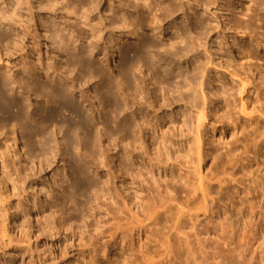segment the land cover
I'll use <instances>...</instances> for the list:
<instances>
[{
	"label": "bare ground",
	"instance_id": "1",
	"mask_svg": "<svg viewBox=\"0 0 264 264\" xmlns=\"http://www.w3.org/2000/svg\"><path fill=\"white\" fill-rule=\"evenodd\" d=\"M13 1V9L0 7V24L6 30L14 33V37L11 35L12 38L5 40V46L8 47L12 43L11 45L16 49L30 38L31 42L33 41V49L34 44L37 47L36 38L31 35L28 29H25L30 25L34 31L42 32L39 37L43 40L47 39L51 44H55L57 48L60 47L65 51L69 56L67 60L69 66L73 64L71 62L76 61L86 68L85 71L88 70L91 78L92 73H96L102 83L101 87L98 86L100 87L97 91L98 94H84L83 91L88 89L86 84L90 83L91 79L89 80L88 75H86L87 81L82 79L85 76L83 74L81 79L85 80V83L87 82L86 84L83 82L87 87L82 91L78 89L76 91L75 84L72 85V83L75 79L80 78H76L77 75H75L76 77H70L71 79L65 77V81L62 80L64 72L56 71L52 67L54 64L51 66L47 62H42L41 57L37 54L39 50L37 53L34 52L36 49L33 52L38 56L36 55L37 58H34L32 65L30 66L25 58L29 52L28 55L23 56L24 58L20 56L21 60H18V65L13 64L14 68L20 65V68L17 69L19 75H11V70L7 68L11 64L6 58L8 56L10 59L13 53L10 54L4 48L3 54L0 48V130L1 128L6 129L8 126L11 127L13 143L16 145L23 141V146L26 147L24 156L29 154L28 148L36 149L34 153L43 155L39 160L40 171H46L51 165V160L56 161L62 158L64 161L69 157L67 163L71 169V184L64 186L62 177L59 176L56 181L57 187L54 185V187L50 186L45 189L41 186L39 193H44L46 197L51 198V192L58 190L60 197L78 210L79 204L76 201V195L82 190L81 187L85 186L84 162L103 170L104 167H107V158L117 154L118 150L116 153L114 152L118 147L119 150L120 146L125 148L120 144L125 140L129 141L131 145V159L143 160L150 167V169H144L143 172L141 169L136 171L134 169L133 172L129 168H125L124 164L122 167L124 172L120 170L121 174L119 175L122 178L119 181L121 190L116 186L119 177H116L110 170L105 174L106 183L110 186L105 194L100 196H106V200H109V206L105 208L109 218L105 223H108L109 226L105 231H97L96 228V233L91 236L92 256L89 264H101L102 261H105L103 264H122V260L125 261L132 255H139L144 259L145 264H152L154 255L169 256L173 253L186 256L184 260L186 264H196L197 256L202 258L200 264H264V227L260 223L247 221L246 218H238L228 224L215 219L211 222L213 232L207 228L198 227L201 224L198 220L200 215L208 213L211 216L214 214L213 209L216 205H220L225 200V202H232L231 198L235 194L233 190L239 184L240 179H235V174L245 172L246 164L242 163V157L238 158L236 153L239 146L237 143L239 140L238 129L244 131V128L234 121L230 111L225 110V108H229L230 102L224 100L225 106L216 110L213 99L205 98L201 109H198L200 106H198L197 96L186 99L185 95L187 94H182L184 89L180 88L179 84L178 90H176L178 92L182 89L180 97L171 94L167 97L162 96L161 99L152 96L146 99L142 93L145 88L147 90L150 88L147 87L144 79H141V83L139 82L144 84L135 86L136 89L134 88L133 92L137 93L131 96L128 94L130 82L136 80L131 74V70H141L143 66L153 69L155 65L153 60L157 58L154 51L160 45L145 41L138 35L136 36L138 42L135 45H124L125 41L135 38L137 29L146 30L159 36L169 35L174 31L176 33L181 31L182 34L197 32L207 36L213 31L214 26L212 19L203 16L208 13L204 10L211 6L217 8L220 3H222L219 8L223 13L222 17L230 19L232 16V21L227 19V23L230 22V28L234 33L241 34L243 39L250 37L254 40L253 35L249 33L250 25L253 21L259 20L260 28L264 27V17L259 16V12L264 10V0H196L193 3L190 0H109L104 13L102 5L106 4L107 0H33V2L28 0L27 4L31 9L29 17H24L21 14L23 3L20 0ZM114 1L118 3L115 6ZM5 4V0H0V6H5ZM187 8L192 12H188ZM116 9L117 11H115ZM236 13L247 17L246 21L241 22L238 19H233ZM180 15L190 21L189 27L175 23V19ZM51 24L54 30L49 33L47 27L50 29ZM76 27L79 28L76 29ZM259 32L261 33V31ZM183 38L184 36L179 37V41L183 42ZM196 41H200V38ZM166 44L174 47V43L170 40ZM201 44L200 42L197 45L200 47ZM102 45L103 48H101ZM108 48H111L113 54L120 57L121 64L115 75L114 71L105 73L103 70H96L97 72H94L92 65L84 60L85 55L89 56L87 54L99 56L102 54L101 59H104ZM76 49L78 53L73 52ZM20 51L22 50L20 49ZM176 54H181L180 58H190L187 52L176 50ZM250 56L251 53L246 48H242L239 59H249ZM192 63L194 64L195 60L191 61ZM64 68L61 67L60 70ZM66 69L64 71L69 75V68L66 67ZM168 74L170 72L165 71L164 75ZM186 74H188V69L179 72L178 77H184ZM259 74L264 84V69ZM23 75H26L25 80ZM113 75L114 82L110 79ZM42 78L50 79L53 84H50V81L49 83L42 81ZM93 79L95 80V77ZM21 82L27 88L29 86L35 94L10 93L12 89L18 90L17 93H22ZM59 82H63L64 89L58 87ZM75 82L77 81L75 80ZM184 83L185 85H181V87L186 86L193 90L191 83L185 78ZM199 85L204 88V80H201ZM138 88L141 94H138ZM65 91L78 92L79 94H68ZM120 91L125 94H119ZM225 95L214 94L217 96L216 98L219 97L218 99L225 98ZM228 97L230 96L228 95ZM207 98L209 97L207 96ZM100 101L104 103V108H99ZM179 101L191 104L190 109L194 110L195 115L190 111L187 112L189 120H192V127L188 128V118H186L175 126V128L178 127L179 133L171 134L168 130H162V123H165L164 120L169 117H155L153 121H155L156 127L154 128L160 130L159 141L155 135L150 133V143L148 144L145 135L149 134L150 127L155 126H151L149 118L147 120L148 114L155 110L169 108ZM129 103L135 108V113L131 115L134 120L130 123L125 120L124 113L121 112ZM210 103L213 104V111L209 108ZM31 107H33V112L30 110ZM255 108L256 106L248 113L241 112V116L248 123L251 131L259 137L258 147H263L264 102L260 103L259 108ZM143 110L146 112L144 113ZM209 112L212 114L211 118ZM98 124L101 126L99 127ZM214 131L219 133L218 139L212 134ZM222 131L229 135L230 141L224 138L225 134L223 135ZM6 134L4 135L6 136ZM4 140L6 141V139ZM220 144L221 146H219ZM148 146L153 147L152 153ZM221 148L224 151L221 152ZM79 149L83 151V156H81L83 159L77 158L74 154L75 151L79 152ZM86 153L89 159L86 157ZM125 155L127 156V153ZM121 156L123 157V154ZM126 156L124 157L126 158ZM209 160H211V165L208 168V173L203 174L201 168ZM221 166L224 168L223 174H226L227 179L219 175ZM174 167H177L179 174L171 175L173 190L168 189L167 191V187L161 190V184L156 183L158 180L155 179L156 172L158 170L166 172L169 168L173 169ZM226 170L229 172L225 173ZM180 171L183 173L180 174ZM165 181H167L166 175ZM171 182L169 186H171ZM134 184H138L137 187H133ZM88 188L91 187L88 186ZM139 189L146 192L144 197H141ZM178 190L185 194L186 201L184 203H178L176 197L171 194L172 192L176 194ZM92 191L98 200L99 191L93 187ZM242 191L244 192V188ZM252 191L253 199L256 200L259 195L264 197V185H258ZM92 210H95L96 213L98 211L93 207ZM33 212L37 215L36 209ZM25 214L30 219V212L27 211ZM20 222L21 231L28 233L30 229V227H26L29 225L28 221L21 219ZM104 225L103 223L101 227ZM64 229L68 228L64 227ZM118 249L121 254L120 256L116 255L118 257L114 258L112 262L109 256ZM247 255L250 256L248 260L246 259Z\"/></svg>",
	"mask_w": 264,
	"mask_h": 264
},
{
	"label": "rangeland",
	"instance_id": "2",
	"mask_svg": "<svg viewBox=\"0 0 264 264\" xmlns=\"http://www.w3.org/2000/svg\"><path fill=\"white\" fill-rule=\"evenodd\" d=\"M23 5L21 6V14L25 16H30L31 9L29 4H27L28 0H20ZM196 0H190V2H195ZM223 1V0H221ZM33 2V0H32ZM109 0L106 1L102 5V12L105 11V8L108 5ZM115 5L118 3L114 1ZM5 6L0 7H8V9L14 8V1L13 0H5ZM220 6L222 3L219 4L217 8L215 6H211L205 12L207 14L203 15L210 19H212L213 24V31L208 34L207 36L201 35L197 32L192 34H185L181 33V31L171 32L169 35H153L151 32L137 29L135 38L132 40L125 41L124 45H135L138 42V36H141L145 41H149L152 43H157L160 47L154 51L157 58L153 60L154 68H148L147 66H143L141 70H131V74L135 77L136 80L130 82V90L128 94H136L134 93L133 89L141 83V79L147 84V87L150 90L145 88L143 95H145L146 99L149 97H159L161 99L162 96L167 97L168 95L173 94L174 96H179V94H187L185 95L186 99H191L193 96H197L198 101V109H201L203 105V99L212 100L216 104V110L221 106L224 107V100L229 101V108L225 110L230 111V115L238 123V125L244 128V131L238 129V150H237V157H242V163L245 165V172H237L235 174V179H239V184L236 185L233 192H235L234 197L231 198L232 202H222L220 205H216L213 209L214 214L211 217L208 213L205 215H200L198 220L201 222L199 224V228L204 227L207 228L210 232L212 231V224L211 222L217 219L218 221H225L226 223L230 224L231 222L236 221L238 218H246L247 221H253L255 223H260L262 227H264V197H260L253 199L254 193L253 189L258 187V185H264V146L258 147L259 144V137L256 136L252 131L251 128L248 126V123L245 121L244 118L241 116L242 113H248L253 107L259 108L260 103L264 102V84L260 79L261 71L264 69V27L260 28L259 20H255L250 25V31L254 37V40L250 37L241 38L240 35H236L234 31L230 28V22L227 23L232 19V16L229 17H222ZM187 7V6H186ZM189 10V11H188ZM37 12V10H35ZM117 11V9L115 10ZM188 12H192V10L187 8ZM104 13V12H103ZM259 16L262 18L264 17V10L259 12ZM22 17V18H24ZM35 19V18H34ZM235 20H240L241 22L246 21L247 17L242 16L241 14L236 13ZM175 23L183 24L189 27L190 21L187 20L186 17L180 15L175 19ZM232 21V20H231ZM49 26V24H48ZM180 26V25H179ZM28 27V28H27ZM25 27L30 31L31 35L36 38L37 48L34 44L33 49V41L31 39L25 41L21 47H17L19 49L13 48L10 43L8 48L6 45V41L14 37V33L6 30L3 25L0 24V48L2 53L4 52V48L7 49L10 54H12L9 60V65L7 68L11 70V75H19L17 74L18 67H13V64L18 65V62L21 60L20 56H26L27 62H29L30 66L31 63L34 62V58L41 57L42 62H47L49 65L54 67L56 71L64 72L62 73V77H76L80 79H75L72 85L76 87V91L82 89H88L83 93L84 94H98V88L101 87L102 83L99 78H97L96 73H92V78L95 77V80L90 77L88 74V70L85 71V67L81 64L76 63V61L71 62L72 65L69 66L67 60L69 56L66 55L65 51L62 50L60 47H56V45L51 44L47 39L43 40L40 36L42 32L34 31V28H31L30 25ZM79 28V27H78ZM76 27V29H78ZM48 32H53L54 27L51 24V27H47ZM261 31V33L259 32ZM12 35V36H11ZM42 35V34H41ZM184 36L183 42H180L179 37ZM3 37V38H2ZM205 37V38H204ZM5 38V39H4ZM200 38V41H196ZM3 39V41H1ZM6 40V41H5ZM174 43V47H170L168 43ZM194 40V41H193ZM197 44L200 42L202 43L199 47ZM260 41V43H259ZM194 42V43H193ZM256 42V43H255ZM40 43V44H39ZM48 43V44H47ZM26 46H25V45ZM259 44V45H258ZM42 45V46H41ZM162 45V46H161ZM263 45V46H262ZM32 46V47H31ZM55 46V47H54ZM262 46V47H259ZM31 47V48H30ZM25 48V49H24ZM30 48V49H29ZM58 50H56V49ZM103 48V45L102 47ZM182 48V49H181ZM242 48H246L250 53L251 56L249 59L240 60L239 57L241 56ZM12 51H11V50ZM20 49L22 51H20ZM32 49V50H31ZM6 50V51H7ZM15 50V51H14ZM18 50V51H17ZM37 50L38 51V55ZM62 50V51H61ZM176 50L180 52H187L190 58H180L181 54H176ZM7 51V52H8ZM28 51V52H27ZM25 52V53H24ZM74 53H78L77 49L73 51ZM16 53V54H15ZM82 53V52H79ZM4 54V53H3ZM26 54V55H25ZM106 58L101 59L102 54L99 56L97 54H87L91 55L84 56L85 62L88 61L94 69V72L97 70H103L105 73H109L110 71H114L115 73L118 72V68L120 67V57L111 51V48L107 49ZM14 55V56H13ZM37 55V56H36ZM62 55V56H61ZM23 57V58H24ZM12 60V61H11ZM19 60V61H18ZM61 60V61H60ZM107 60V61H106ZM195 63L191 64V61ZM92 61V63H91ZM15 62V63H14ZM66 62V63H65ZM51 63V64H50ZM65 63V64H64ZM44 64V63H43ZM46 65V64H45ZM68 65V66H67ZM75 65V66H74ZM80 65V66H79ZM65 66V68H64ZM82 66V67H81ZM12 67V69H11ZM62 68V70H60ZM69 68L68 72L65 73V69ZM73 67V68H72ZM14 68V69H13ZM75 69V70H74ZM79 69V71H78ZM188 69V74L184 77H178L179 72L182 70ZM67 70V69H66ZM71 70V71H70ZM73 70V71H72ZM84 70V71H82ZM169 71L170 74L167 76L164 75L165 71ZM15 71V72H13ZM96 71V72H97ZM73 72V73H72ZM80 72V73H79ZM85 72V73H84ZM72 73V74H70ZM65 74V75H63ZM88 75L90 83L86 84L85 80H88ZM71 75V76H70ZM85 79L84 81L81 79ZM111 76L110 79L114 82L115 77ZM23 79L25 80V76L23 75ZM204 76V77H203ZM184 78L186 81L191 83L193 90L188 89L186 86L181 87V85H185ZM202 78V79H201ZM43 79V80H42ZM40 80L49 83L50 79L46 80L42 78ZM71 79V78H70ZM82 80V81H81ZM204 80V88H201L200 85L198 86L199 82ZM81 81V84H79ZM98 81V82H97ZM83 82L85 84H83ZM95 82V83H94ZM140 82V83H139ZM178 82V83H177ZM79 85H78V84ZM50 84L51 83L50 81ZM60 84V86H59ZM71 84V83H70ZM79 86H77V85ZM144 83L142 82L143 85ZM180 86H179V85ZM31 85V84H30ZM81 85V86H80ZM95 85V86H94ZM175 85H177L175 87ZM21 82V89L22 93H17L18 90L12 89L10 93L12 94H35L31 91V89L24 86ZM83 86V87H82ZM100 86V87H98ZM178 86L183 88L177 92ZM58 87H64L63 82L58 83ZM81 87V88H80ZM96 87V88H95ZM186 87V88H185ZM65 88V87H64ZM63 88V89H64ZM78 89V90H77ZM177 89V90H176ZM188 91H187V90ZM138 94L139 92V88ZM186 90V91H185ZM93 91V92H92ZM96 91V92H95ZM16 92V93H15ZM66 92V91H65ZM87 92V93H86ZM68 94H77V93H70ZM101 93V92H100ZM99 93V94H100ZM79 94V93H78ZM119 94H125L120 91ZM141 94V93H140ZM196 94V95H195ZM203 94V95H202ZM214 94H226L225 98H216ZM228 95L230 97H228ZM122 96V95H121ZM177 96V97H178ZM207 96L209 98H207ZM190 97V98H188ZM204 97V98H202ZM214 97V98H213ZM122 98V97H121ZM212 98V99H210ZM218 99V100H216ZM101 102V101H100ZM33 103L35 101L33 100ZM41 104V103H40ZM189 104V103H188ZM186 102L179 101L177 104L172 105L169 108H164L162 110H155V112H150L147 116V120L150 121L151 126L149 130V134L145 135V139L147 143H150V135H155L157 141H159L160 130H157L155 117H162L167 116L165 123H162V130H168L171 134L179 133L178 127L175 128L178 124L182 122V120L188 118L187 125L190 129L192 127V120H189V114L187 111H190L193 115H195L194 110L190 109L189 105ZM43 105V103L41 104ZM188 106V107H187ZM104 103L99 104V108H104ZM124 106L122 105V108ZM129 108V109H128ZM209 108L213 111V104H209ZM255 108V109H256ZM135 108L132 107L131 103L124 107V118L129 123L134 120L132 117V113H135ZM33 112V107L30 108ZM166 110V111H165ZM209 110V109H208ZM145 113L146 110H143ZM163 112V113H162ZM131 113V114H130ZM160 115V116H158ZM140 116V115H139ZM138 116V117H139ZM210 118L212 117L211 112H209ZM191 119V118H190ZM99 127L101 126L98 124ZM153 131H152V129ZM3 130V131H1ZM0 130V264H89L91 261V236L96 233V228L98 230H106L109 226L108 223V216L106 215L105 208L109 206V200H106V196H100L101 194L104 195L105 191H107L108 187L106 181L107 171L110 170L114 172L116 177H119L121 174L120 170L125 164V168H129L134 172L137 169H141L142 172L144 169L150 167L146 165L145 161L140 159H131L132 151L130 142L125 140L120 142L122 146L116 149L114 153L118 150V155L114 154L110 155L107 158V167H104L103 170L100 168H96L95 166H91L85 164V171L83 173V178L85 180V186L81 187L82 190L78 192L76 195L77 203L79 204V209H75L69 202L63 200L58 190L51 192V198L46 197V194L39 193V188L43 186L45 189L49 188L50 186L55 185L57 187V179L59 176L62 177L64 182V186H69L71 184V169L67 161L68 158H65L62 161V158L57 159L56 161H50L51 165L48 167L46 171H40V161L43 155L39 153H34L36 149H29V154L24 156L25 146L23 141H20L18 144H14L12 137L13 134L11 133V127L8 126L6 129L1 128ZM156 131L154 134L153 132ZM3 132V133H2ZM7 133V134H6ZM151 133V134H150ZM223 135L225 134L222 131ZM6 134V136L4 135ZM216 139L219 137V133L212 132ZM227 141H230V137L228 134L224 136ZM6 139V141L4 140ZM119 140V139H118ZM149 140V141H148ZM129 144H125V143ZM106 143V142H104ZM14 144V145H13ZM107 144V143H106ZM104 144V145H106ZM119 144V145H120ZM221 146V144L219 145ZM152 148L149 147V151L152 153ZM80 150V149H79ZM78 150V151H79ZM102 150V148H101ZM125 150V151H124ZM120 151V152H119ZM124 151V153H123ZM221 152L224 149L221 148ZM27 152V153H28ZM127 153V156L125 155ZM24 154V155H23ZM35 154V155H34ZM75 156L79 159H83V151H75ZM87 154V153H86ZM123 157L126 156V158ZM79 155V156H78ZM30 156V157H28ZM42 156V157H39ZM69 156V155H68ZM86 157L89 159L88 154ZM122 157V158H120ZM25 158V159H24ZM67 159V160H66ZM87 159V160H88ZM123 160V162H122ZM131 160V161H130ZM53 163V164H52ZM63 163V164H62ZM211 165V160L207 161L206 165L204 164L201 168L203 174L208 173V168ZM90 167V168H89ZM100 167V166H99ZM139 167V168H138ZM46 168V166H44ZM87 168V169H86ZM175 168V169H174ZM173 169L169 168L166 172L163 170H158L156 172V178L158 179L156 183L161 184V190L168 189L172 191V182H171V175L174 173L177 175L179 174V170L177 167ZM99 169V170H98ZM123 171V170H122ZM124 172V171H123ZM224 168L223 166L219 169L220 177L228 178L226 174H223ZM229 170H226L225 173H228ZM249 172V173H247ZM183 171H180L182 174ZM58 174V175H57ZM159 174V176H158ZM165 175L166 180L165 181ZM170 178V179H169ZM122 178L119 177L116 186L118 189L121 190L119 181ZM257 181V182H256ZM168 182V183H167ZM171 182V186H169ZM167 183V184H164ZM228 183V181H226ZM138 184H134L133 187H137ZM165 185V186H164ZM168 185V186H167ZM91 187V188H88ZM92 187L99 191L98 200L94 196V191H92ZM244 188V192L242 191ZM238 190V191H237ZM102 191V192H101ZM179 191V192H178ZM177 193L172 192V196L176 197V201L178 203H184L186 201L185 194L178 190ZM217 191V189H215ZM101 192V193H100ZM141 193V197H144L146 192L143 189H139ZM175 194V195H174ZM231 194V192H230ZM48 200H47V199ZM97 209V213L95 210ZM100 208V209H99ZM37 210V215L34 214L33 210ZM30 212V219L26 216V212ZM99 213V214H98ZM25 215V216H24ZM211 218V219H210ZM21 219H25L28 221L29 225L26 227H30L28 233H24L21 231ZM105 224L104 227L101 225ZM109 223L111 221L109 220ZM68 229L65 230L64 227ZM63 227V228H62ZM211 238V236H210ZM119 249L116 252H113L110 257V260L113 262L114 258L120 256ZM118 255V256H116ZM186 256L178 253H173L169 256H156L154 255V261L152 264H186L185 263ZM102 259V258H100ZM246 259H250V256L247 255ZM103 260V259H102ZM101 260V261H102ZM100 261V260H99ZM202 258L200 256L196 257V264H200ZM102 261L101 264H103ZM122 264H145L144 259L139 255H132L125 261H121ZM230 264V263H229ZM234 264V263H232Z\"/></svg>",
	"mask_w": 264,
	"mask_h": 264
}]
</instances>
